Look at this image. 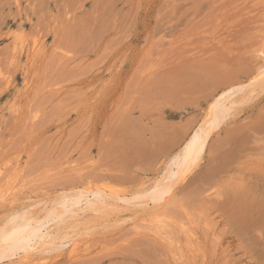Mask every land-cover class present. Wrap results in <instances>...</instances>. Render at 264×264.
Returning <instances> with one entry per match:
<instances>
[{"label":"rangeland","instance_id":"374dc122","mask_svg":"<svg viewBox=\"0 0 264 264\" xmlns=\"http://www.w3.org/2000/svg\"><path fill=\"white\" fill-rule=\"evenodd\" d=\"M262 81L264 0H0V264H264Z\"/></svg>","mask_w":264,"mask_h":264},{"label":"bare ground","instance_id":"6f19581e","mask_svg":"<svg viewBox=\"0 0 264 264\" xmlns=\"http://www.w3.org/2000/svg\"><path fill=\"white\" fill-rule=\"evenodd\" d=\"M34 49V48H33ZM17 58V57H16ZM191 77V76H190ZM196 78V77H195ZM263 80V79H262ZM190 81V80H189ZM263 83H264V81H262ZM262 82H261V84H262ZM175 83V82H174ZM192 83V82H191ZM9 84V83H8ZM181 84V83H180ZM256 84H259V83H256ZM171 86V85H170ZM176 86V85H175ZM249 86V85H248ZM254 86V85H253ZM252 86V87H253ZM257 86V85H256ZM237 87V86H236ZM236 87H233V89L234 88H236ZM259 87V86H258ZM263 87V86H262ZM261 87V88H262ZM190 88V87H189ZM199 88V87H198ZM239 88V87H238ZM246 88H248L247 86H246ZM250 88V87H249ZM264 88V87H263ZM242 89V88H241ZM173 90V89H172ZM246 90V89H245ZM241 91H243V90H241ZM174 92V91H173ZM252 93V92H251ZM203 126H204V124H203ZM201 143H203V135H202V127L200 126L199 128H198V130L196 131V134L192 137V139H190V141H189V143H188V145L186 146V148H185V150L182 152V156H181V159L179 160V164H178V166H177V172H176V174H173V175H171V176H168L167 177V181H165V179L163 180L164 182H160V183H158L157 185L155 184V186L151 189V190H148L151 194H152V196L151 197H149V196H147V198H148V200L149 201H151V202H156V201H159L160 202V200H162V198L164 197V196H166L165 194H168L167 192L169 191V188H170V186L171 185H173L171 182H173V180H175L176 178H178V177H180V175L182 174V173H185L186 172V169L188 168V166L190 165V163L192 162V165H193V161L195 160V159H197V156H198V152H199V147H200V144ZM196 161H194V163H195ZM192 165H190V166H192ZM190 168V167H189ZM188 168V169H189ZM183 176V175H182ZM181 176V177H182ZM180 177V178H181ZM166 178V177H165ZM170 180V181H169ZM174 183H175V181H174ZM171 189V188H170ZM99 191V189L98 190H96V191H94V192H90L89 194H91V195H93V197L92 198H95L94 200L95 201H93V200H91V201H89V200H84V206H83V208L85 207V206H88V204L89 205H92V203H95L96 202V204H108L109 205V200H108V203H106L105 202V200H103L104 199V197L105 196H107V195H105V194H103V192L104 191H102V192H100ZM77 193V192H76ZM85 193H87L86 191H85ZM84 193V194H85ZM104 193H107V192H104ZM109 193V192H108ZM107 193V194H108ZM101 194H103V195H101ZM112 194V193H111ZM133 194V193H132ZM131 194V196H133ZM142 195H144L143 197H142V199L144 200L145 198H146V192H142L141 193ZM141 194L139 195V196H141ZM110 195V194H109ZM114 195V194H113ZM135 195H137L136 193H135ZM116 196V195H115ZM112 196H110V200L112 199L111 198ZM117 197H119V196H117ZM124 197V196H123ZM123 197H120L119 198V201H121L120 199L121 198H123ZM130 197V196H129ZM129 197H127V199L129 198ZM0 198H1V192H0ZM71 198V197H70ZM69 198V199H70ZM89 198V197H88ZM115 198L116 197H114L113 199L115 200ZM135 198V197H134ZM136 198H138V197H136ZM140 198V197H139ZM138 198V200H140ZM2 199V198H1ZM106 199V198H105ZM107 199H109V196L107 197ZM106 199V200H107ZM124 199V198H123ZM122 199V200H123ZM131 199V198H130ZM141 199V200H142ZM53 200H55V199H53ZM65 200H67V199H65ZM117 201H118V198L116 199ZM125 200V199H124ZM134 200V199H133ZM133 200H131V201H133ZM141 200H140V202H141ZM142 200V201H143ZM148 200H146V203H147V201ZM98 201V202H97ZM126 201V200H125ZM135 201V200H134ZM133 201V202H134ZM54 202V201H53ZM81 202H82V195H76V198H71L70 200H68V204L67 203H65V201L63 202L64 204H63V210L64 211H62V212H60V211H58V213L57 214H53L52 215V212H51V215L53 216V217H55L56 216V218L58 217L59 219H62L63 217H66V214L67 213H69V212H73L72 210H71V208L72 207H75L76 205V207H78L79 205L78 204H81ZM112 202V201H111ZM136 202H137V200H136ZM145 202V201H144ZM56 203V202H55ZM61 203H62V201H61ZM138 203V202H137ZM136 203V204H137ZM60 204V203H59ZM58 204V205H59ZM111 204V203H110ZM115 204V203H114ZM135 204V203H134ZM51 205V204H50ZM56 205V204H55ZM62 205V204H61ZM94 205V204H93ZM98 206H101V205H98ZM97 206V207H98ZM116 206V205H115ZM114 206V207H115ZM62 207V206H61ZM126 207V206H125ZM106 208H109V207H106ZM117 208V207H116ZM127 208V207H126ZM133 208V207H132ZM57 209V208H56ZM80 209H82V208H80ZM96 209V208H95ZM94 209V210H95ZM110 209H113V208H110ZM115 209V208H114ZM25 210V209H24ZM60 210H62V208L60 209ZM40 211V210H39ZM42 211V210H41ZM47 212H48V210H46ZM79 211H81V210H79ZM88 211V210H87ZM92 211V210H91ZM105 211V210H104ZM110 211V210H109ZM34 212V211H33ZM56 212V211H55ZM118 212V211H117ZM86 213V212H85ZM121 213V212H120ZM36 214V213H35ZM35 214H34V216H35ZM50 214V213H49ZM71 214V213H70ZM73 214V213H72ZM48 215V214H47ZM118 215V214H117ZM19 217H20V219L18 218V220L17 219H15V218H13V219H11V224L8 226V227H10L12 224H16V223H19L20 221H22L21 223H23V225H25L26 226V228H24L23 230H22V232L20 233V236L18 237V235H16V234H10L9 233V229L10 228H8V227H6V228H2L0 231H1V233H0V239L2 240V241H5V242H7L8 244L10 243L12 246H16L17 245V247H18V250L15 252V254H17V253H19L20 251H22L23 252V255H24V257L26 256V254H28L29 255V253L30 252H32V251H36V253L39 251L40 253H41V250H43L44 248H46V247H42V248H40V247H37V245L39 244V242L41 241V242H44L45 244L44 245H46V243H49V247H50V243H52V242H54V241H51L50 240V242H48L49 241V239H48V241H46L47 240V237H48V234L47 233H41V232H39V229H37V225L40 223L39 221H38V224H37V221L36 222H33L32 221V218H30V216H28V214L27 215H23L22 216V214L20 215H18ZM22 216V217H21ZM25 216V217H24ZM76 216V215H75ZM32 217V216H31ZM40 217V216H39ZM45 217H47V216H45ZM68 217V216H67ZM16 218H17V216H16ZM42 218V217H41ZM44 218V217H43ZM54 219V221H55V218H52V220ZM76 219V218H75ZM40 220V219H39ZM108 220V219H107ZM45 221H46V219H45ZM63 221V220H62ZM82 221V220H81ZM2 222H4V221H2ZM58 222H60V221H58ZM61 223V222H60ZM64 223V222H63ZM35 224H37V225H35ZM40 224H42V223H40ZM47 224V223H46ZM56 224V223H55ZM44 225V224H43ZM53 226V225H52ZM41 227V226H40ZM8 229V230H7ZM50 237V236H49ZM55 239V238H54ZM53 239V240H54ZM46 241V242H45ZM53 244V243H52ZM43 245V244H42ZM0 246H3V242H0ZM59 247V246H58ZM38 248H39V250H38ZM48 248V247H47ZM47 250V249H46ZM46 252V251H45ZM33 253V252H32ZM35 253V252H34ZM36 253H35V255H36ZM20 254V253H19ZM39 254V253H38ZM18 255V254H17Z\"/></svg>","mask_w":264,"mask_h":264}]
</instances>
